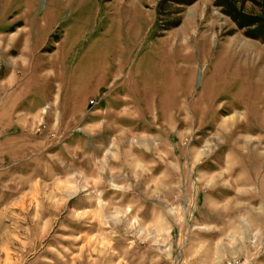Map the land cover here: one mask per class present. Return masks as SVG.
<instances>
[{"label": "rangeland", "instance_id": "obj_1", "mask_svg": "<svg viewBox=\"0 0 264 264\" xmlns=\"http://www.w3.org/2000/svg\"><path fill=\"white\" fill-rule=\"evenodd\" d=\"M0 264H264V0H0Z\"/></svg>", "mask_w": 264, "mask_h": 264}]
</instances>
